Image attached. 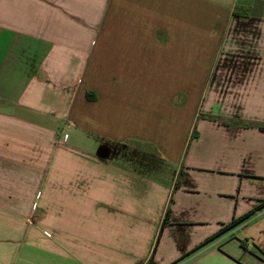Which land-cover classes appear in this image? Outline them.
<instances>
[{
	"label": "crops",
	"instance_id": "crops-1",
	"mask_svg": "<svg viewBox=\"0 0 264 264\" xmlns=\"http://www.w3.org/2000/svg\"><path fill=\"white\" fill-rule=\"evenodd\" d=\"M262 128L264 0H0V264H264Z\"/></svg>",
	"mask_w": 264,
	"mask_h": 264
},
{
	"label": "trees",
	"instance_id": "trees-1",
	"mask_svg": "<svg viewBox=\"0 0 264 264\" xmlns=\"http://www.w3.org/2000/svg\"><path fill=\"white\" fill-rule=\"evenodd\" d=\"M245 13H247V14H245ZM234 15L236 16V17H247V15H248V12L247 11H244V10H242V9H236L235 11H234ZM263 130H264V128H262ZM194 136V135H193ZM169 213H170V211H168L167 212V215H166V218H165V222L168 220V218H169ZM253 213H251V214H249V215H247V216H245V217H243V218H241V219H238V220H235V221H233V223H231L229 226H228V229H231V228H234V227H236L238 224H240L241 222H243L245 219H247V218H249L251 215H252ZM159 240H160V236H159V238H158V241H157V243H156V245H155V247H154V249H153V252H152V255H151V257H150V260L147 262V264H157L156 263V261H155V253H156V250H157V246H158V242H159ZM212 239H209L207 242H209V241H211Z\"/></svg>",
	"mask_w": 264,
	"mask_h": 264
}]
</instances>
